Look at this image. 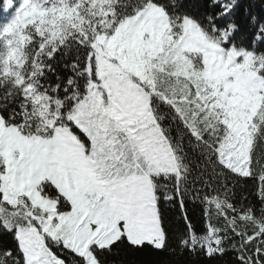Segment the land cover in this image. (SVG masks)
Returning <instances> with one entry per match:
<instances>
[{"label": "snow or ice", "instance_id": "obj_1", "mask_svg": "<svg viewBox=\"0 0 264 264\" xmlns=\"http://www.w3.org/2000/svg\"><path fill=\"white\" fill-rule=\"evenodd\" d=\"M0 264H264V0H0Z\"/></svg>", "mask_w": 264, "mask_h": 264}]
</instances>
